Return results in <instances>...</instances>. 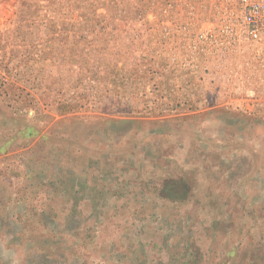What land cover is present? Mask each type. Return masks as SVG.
Returning a JSON list of instances; mask_svg holds the SVG:
<instances>
[{"label": "rangeland", "instance_id": "rangeland-1", "mask_svg": "<svg viewBox=\"0 0 264 264\" xmlns=\"http://www.w3.org/2000/svg\"><path fill=\"white\" fill-rule=\"evenodd\" d=\"M218 7L0 0V264H264V98Z\"/></svg>", "mask_w": 264, "mask_h": 264}, {"label": "built area", "instance_id": "built-area-1", "mask_svg": "<svg viewBox=\"0 0 264 264\" xmlns=\"http://www.w3.org/2000/svg\"><path fill=\"white\" fill-rule=\"evenodd\" d=\"M216 1L221 22L220 44L228 51L224 60L244 63L249 67L247 70L253 71L243 75L242 81L241 76L235 77L236 96L264 98V0ZM236 56H243V60Z\"/></svg>", "mask_w": 264, "mask_h": 264}, {"label": "trees", "instance_id": "trees-1", "mask_svg": "<svg viewBox=\"0 0 264 264\" xmlns=\"http://www.w3.org/2000/svg\"><path fill=\"white\" fill-rule=\"evenodd\" d=\"M169 86H170V84L168 83L167 87H169ZM16 89L17 88L14 87V90H16ZM22 92H24V90H22ZM166 94H167V92H166ZM14 95L17 96V93H15ZM17 98L21 99L22 97L19 96ZM25 98L30 99V100H34V98L31 97L29 94L25 95ZM195 98H198V97L193 98V97L188 96L186 98V101L183 102L182 101L183 100L182 95H180L178 97L174 93H169L167 95L155 93L152 95L151 98L147 99V102H146L147 105H145V109L148 110L151 107H153L154 109L160 110L161 112H167L165 110H170L173 108L181 107L182 104H187L188 100L192 101V100H195ZM54 108H56V111L60 112L61 114H68V113H72L73 111H75V109L77 107H76V105H74L73 103L69 102L68 100H66L64 98V99L60 100V102L57 103L56 107H54ZM38 259H39V257H38ZM42 261L43 262L41 264H45V261L44 260H42Z\"/></svg>", "mask_w": 264, "mask_h": 264}]
</instances>
